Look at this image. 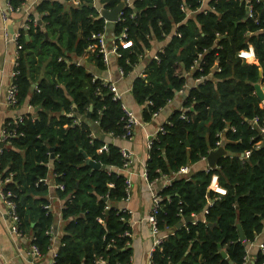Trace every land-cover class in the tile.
<instances>
[{
  "label": "trees",
  "instance_id": "obj_1",
  "mask_svg": "<svg viewBox=\"0 0 264 264\" xmlns=\"http://www.w3.org/2000/svg\"><path fill=\"white\" fill-rule=\"evenodd\" d=\"M25 1L8 0L13 11ZM122 1L81 0L74 7L72 0H41L30 13L28 28L18 35L13 85L15 108L29 104L33 111L4 126L16 136L0 153L1 181L10 180L2 190L42 256L52 247L60 216L54 264H131V237L125 235L132 234L130 216L118 208L127 194L126 174L118 172L124 157L119 144L108 140L126 134L125 114L105 80L95 78L81 58L97 43L93 35L109 32L118 47L117 66L128 77L155 42L167 41L132 84L143 122L185 90L189 75L200 82L157 135L146 162L150 183L176 175L160 192L157 227L167 237L151 263L244 264L246 243L264 233V145L257 148L264 143V109L255 89L256 83L264 89V2L254 3L249 18L245 0H210L206 13L199 11L204 0H134L109 29L93 4L112 11ZM125 29L127 47L117 40ZM250 46L253 63L239 57ZM86 61L106 69L97 52ZM221 141L227 155L216 167L195 168ZM87 159L105 168L95 170ZM184 166H191L187 175L179 174ZM47 177L65 190L40 182ZM49 204L52 209H45ZM190 216L197 220L178 229ZM263 263L259 255L257 264Z\"/></svg>",
  "mask_w": 264,
  "mask_h": 264
},
{
  "label": "crops",
  "instance_id": "obj_2",
  "mask_svg": "<svg viewBox=\"0 0 264 264\" xmlns=\"http://www.w3.org/2000/svg\"><path fill=\"white\" fill-rule=\"evenodd\" d=\"M36 6L29 8L25 3L21 10L9 12L7 9V0H0V148L4 147V144L1 143V135L5 124L20 115L29 114L33 111V108L29 104L15 108L4 105L3 101L8 89L13 85L14 80L13 74L15 72L18 46L13 41V37L19 35L20 30L25 27L30 13H34ZM4 13L6 14L7 20L3 18ZM108 40L111 41L110 38ZM166 43L167 41L164 43L155 42L152 50L147 53L146 58L139 63L128 77H124L121 74L114 56L111 58L110 64L106 65L105 70H100L86 61L95 53L94 49H89L84 57L81 58V62H86L88 70L93 73L94 77L116 83L119 91L122 92L124 104L135 113L140 121V124L135 127L134 138L132 140L108 138L109 141L119 144L121 149H127L133 155L130 170L133 181L131 199L126 203H120L118 205L119 207H127L131 212L129 218L132 229L130 241V248L132 249L131 264H149V261H151L154 235L148 218L153 207V193L159 191L166 182L165 178H163L151 185L143 176L146 162L149 158L148 142L150 138L156 136L161 125L169 122L170 117L176 110L184 109L183 104L186 92L198 84L189 75L188 84L183 93L177 94L150 123L143 122V107L136 103L131 94L132 84L137 77L144 73L149 61L154 59L158 51ZM255 60L256 58L252 59L249 63H253ZM94 134H99L97 126H94ZM206 166L208 165L203 161L195 166V168H205ZM2 185L0 176V193L2 191ZM223 192L222 190L220 193ZM54 197L56 198V196ZM55 198H53L52 194L49 195L50 201ZM55 204L59 203L53 202V206ZM7 212V206L0 198V264H53V258L60 248L59 234L62 225L60 216H57L56 234L53 235V244L49 253L46 256L35 258L30 255L31 242L28 238L17 237L11 233V221ZM259 241L264 242V234L259 236Z\"/></svg>",
  "mask_w": 264,
  "mask_h": 264
},
{
  "label": "built area",
  "instance_id": "obj_3",
  "mask_svg": "<svg viewBox=\"0 0 264 264\" xmlns=\"http://www.w3.org/2000/svg\"><path fill=\"white\" fill-rule=\"evenodd\" d=\"M41 0H26L25 3L28 5L29 8L35 6L37 4V2H39ZM210 0H204V4L202 5V8L199 9V11H205L206 13V9H204V6L208 4ZM247 2V14L249 18H252L254 16V12H256L255 10V4H260L262 2H264V0H245ZM24 3V4H25ZM126 3V8L132 7L134 0H127L125 1ZM255 3V4H254ZM72 6L74 7H78L81 5V0H72L71 2ZM94 7L97 8V11L99 12L100 16L102 17V10H106L102 7H97L95 4H93ZM7 9L9 12L13 11L12 6L9 4L8 0H7ZM108 11V10H107ZM124 10L123 12L120 13L119 15V19L117 22H121L122 21V16H123ZM191 13L188 12V15H190ZM3 18L5 20H7L6 14L4 13ZM103 18V17H102ZM30 21V19L28 20ZM38 20H36L37 22ZM106 21V20H105ZM108 28H109V23L108 21H106ZM25 28H28L27 24L25 25ZM108 35H112L111 33H104L101 35H93L92 38L94 40H97V43L92 45L90 47V49H94L95 52H97L101 57L103 62L105 63V65H109L111 62V58L114 57H118L119 53H118V47L117 44L115 43V41L111 42L108 39ZM118 41H120V43L122 44V46L127 47L129 46L131 43L126 42L127 40V30L125 29L122 34L117 38ZM13 41H15V43L17 44L18 48V35L16 37H13ZM161 52V51H158ZM17 56H18V52H17ZM239 57L247 62H250L252 59L255 58V52L252 46L249 47V49L241 51L239 53ZM156 60L158 59L157 55L154 57ZM17 63V57H16V61L15 64ZM78 65H81V63H78ZM121 74L123 75V71L120 69ZM13 76H15V72L13 74ZM96 78V77H95ZM197 82H200L199 80H196ZM104 84L108 86L110 92L113 94V100L114 101H120L122 102V109L124 111L125 114V125H124V130L126 131V134L123 136L122 139L125 140H132L134 138V131H135V127L137 125L140 124L139 119L137 118V116L135 115V113L124 104L123 102V95L122 92L119 91L116 83L112 82V81H108L105 80ZM17 89L14 85H12L5 96V99L3 101V104L6 106H11V107H16L17 106ZM183 93V91H182ZM261 107L264 109V101H262V105ZM160 112H156L153 115V118H156L159 115ZM182 118H186V116L183 115L181 116ZM23 121V116L20 115L18 117H16V119H14V122L16 124L20 123ZM80 122V119L76 121V123ZM169 123V122H168ZM165 123V124H168ZM161 125L159 127V130L157 131V134L155 137L150 138L149 142H148V147H149V151L153 146V142L154 140L157 138V135L159 133H164V125ZM16 136V132L14 133H7L5 129H3L2 135H1V143H5L7 142L11 137ZM220 137L222 136V134L219 135ZM264 145L263 142H260L257 144V148L260 149L262 148ZM216 148L214 150H217L220 147H223L222 145V141L221 142H217L216 144ZM103 149H106V147H104ZM103 149H101L100 151H102ZM122 151V155L124 157V164L123 167L118 169L119 173H125L126 174V199L124 201H122L121 203H126L131 199V194H132V188H133V181H132V172L131 170V165H132V153L129 152L127 149H121ZM2 152V147L0 148V153ZM250 156V152L245 153V155H243L244 158H248ZM203 161H205L207 163V158L204 157ZM207 169H212L209 166H207ZM191 171V166H184L180 169L179 174L182 175H187L189 174ZM143 176L145 177V179L148 180V174H147V170H146V166L144 169V173ZM176 176V175H175ZM175 176H172L171 178H167V177H162L161 179L165 178L166 182L165 185L159 190V191H155V193H153V207L150 213V216L148 218V222L151 225V229H152V233L154 235V241H153V248H152V254L153 252L157 249L160 248V246L162 245L163 241L166 239V235L163 234L157 227V214L160 210V206H161V202H162V197L160 195V192L162 191L163 188L171 185L172 181L174 180ZM54 178L50 177V178H46L44 180H41L40 182L44 183L46 186H49V189H53V190H60V191H64L65 187L63 184H57L55 183V181H53ZM10 180L8 179L5 183H8ZM159 181V180H158ZM149 182V181H148ZM157 181H154L152 183H150L151 185L155 184ZM112 187V186H111ZM11 195H5L4 192L2 191L0 193V198L5 202L6 206H7V213L8 216L10 218L11 221V233L17 237H25L24 233L21 229V219L18 215L17 212V206L15 204V202H13L12 200H9L8 197H10ZM53 198L54 195L52 194ZM108 198V196H106ZM110 207H107V209H109ZM120 212L131 216V212L127 207H119ZM45 209L47 210H51L52 209V204H49L47 206H45ZM184 221V219L182 220ZM51 234L53 233V230L51 231ZM264 234V233H263ZM126 236H130L131 237V233L126 232L125 233ZM261 235V234H260ZM258 235L256 237L255 240L247 242L246 243V255L244 257V264H257V260H258V256L259 255H264V242H260L259 241V236ZM28 240L31 242V252L30 255L35 257V258H40L42 257V254L39 250V248L35 245L32 244V241L34 240V238L32 237H28ZM151 254V257H152ZM56 256V254H55ZM54 256V258H55ZM54 258H53V264H54ZM149 264H152L151 261H149ZM264 264V263H263Z\"/></svg>",
  "mask_w": 264,
  "mask_h": 264
},
{
  "label": "water",
  "instance_id": "obj_4",
  "mask_svg": "<svg viewBox=\"0 0 264 264\" xmlns=\"http://www.w3.org/2000/svg\"><path fill=\"white\" fill-rule=\"evenodd\" d=\"M126 7V3L124 1H122L114 10L112 11H107V10H102V17L108 21L109 23V29H112L114 27V25L117 23L118 19H119V15L121 12H123V10L125 9ZM260 76L262 77L263 76V71L260 70ZM33 87H36V86H33ZM255 89H256V94L258 95V97L264 101V89L262 88L261 84L260 83H256L255 84ZM187 93V92H186ZM74 112L76 113V108L74 109ZM104 138V136L102 137ZM227 155V151L225 150L224 147H220L218 148L217 150L215 151H211L208 158H207V163L206 165H208L210 168H215L216 167V164L218 162V160L221 158V157H225ZM52 158H54V155H52ZM87 164H89L93 169L95 170H101V169H104L105 167H103L101 164L93 161V160H90V159H87ZM197 220L196 217L194 216H190V217H186L184 219V221L180 222L177 226L178 229H180L182 226H184L185 224H188V223H193ZM238 229H239V235H240V242L241 243H245L246 242V239H245V234L243 232V230L241 229V226L238 225L237 226ZM222 256L224 257V259L228 260V256L227 254L225 253V251H222ZM231 264V263H230Z\"/></svg>",
  "mask_w": 264,
  "mask_h": 264
},
{
  "label": "bare ground",
  "instance_id": "obj_5",
  "mask_svg": "<svg viewBox=\"0 0 264 264\" xmlns=\"http://www.w3.org/2000/svg\"><path fill=\"white\" fill-rule=\"evenodd\" d=\"M39 2H40V1H39ZM39 2H37V4H38ZM124 2H125V1H124ZM37 4H36V5H37ZM125 8H126V7H125ZM39 22H40V20H39ZM16 64H17V63H16ZM15 66H16V65H15ZM2 144H3V143H2ZM214 151H215V150H214ZM207 158H208V157H207ZM202 161H203V160H202ZM2 191H3V190H2ZM2 191H1V192H2Z\"/></svg>",
  "mask_w": 264,
  "mask_h": 264
}]
</instances>
